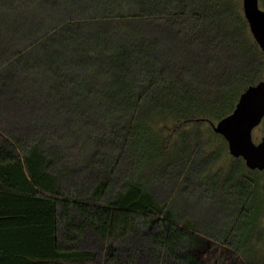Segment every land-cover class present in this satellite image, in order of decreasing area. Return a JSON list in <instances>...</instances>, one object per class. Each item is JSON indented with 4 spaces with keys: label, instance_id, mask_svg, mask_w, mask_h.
Instances as JSON below:
<instances>
[{
    "label": "trees",
    "instance_id": "trees-1",
    "mask_svg": "<svg viewBox=\"0 0 264 264\" xmlns=\"http://www.w3.org/2000/svg\"><path fill=\"white\" fill-rule=\"evenodd\" d=\"M262 79L233 0H0V264H204L202 237L253 264L235 239L264 215L262 171H241L226 237L149 174L211 171L156 124L219 120Z\"/></svg>",
    "mask_w": 264,
    "mask_h": 264
},
{
    "label": "rangeland",
    "instance_id": "rangeland-1",
    "mask_svg": "<svg viewBox=\"0 0 264 264\" xmlns=\"http://www.w3.org/2000/svg\"><path fill=\"white\" fill-rule=\"evenodd\" d=\"M233 1L240 7L245 16L243 0ZM260 5L264 8L262 1H260ZM249 31L251 32L250 26ZM203 119L184 121L180 123L179 129H175V125L167 121H161L156 124V127L157 131L162 134L167 151L175 152L173 149L182 144L183 134L188 135L193 145L201 142L204 146V153L213 155L212 157L215 159L211 166L212 172L204 169L202 158L199 157L187 164V172L183 180L175 177L177 170L173 168L167 169L169 173L173 172L174 174H170V178L166 179L168 171L164 172L163 167L155 165L156 162L152 160L149 163L154 164V166H152L153 171L149 175L153 178L157 189L162 188V186L169 189L174 188L172 201L184 205L186 207L184 212L186 210L187 215L198 218L202 227L205 226L210 230L218 231L219 237H226L232 226L231 215L235 212L236 207L232 203L236 197L235 194L238 192V187L235 189L233 187L241 182V171L254 176H256L257 171L253 173L251 170L254 169L249 168L246 162L242 167L239 166L236 157L229 150L226 138L212 127L210 121L217 122L218 120ZM263 135L264 119L253 130L254 141L259 142ZM172 155L173 152H169L165 156V164L168 163L169 157ZM238 166L240 167L239 170H237ZM260 171L264 173V170ZM213 172L218 173L219 176L214 175ZM263 180L264 175L261 185L264 192ZM259 198L263 200L262 196ZM259 229L264 231V215L260 219V225L254 229V232H251L253 236L251 240H249V234L235 239V244L243 249L253 264H264V233H259ZM199 239L203 241L197 249V254L203 259L204 264H245V260L235 250L227 246H220L212 241H204L203 237Z\"/></svg>",
    "mask_w": 264,
    "mask_h": 264
},
{
    "label": "water",
    "instance_id": "water-1",
    "mask_svg": "<svg viewBox=\"0 0 264 264\" xmlns=\"http://www.w3.org/2000/svg\"><path fill=\"white\" fill-rule=\"evenodd\" d=\"M243 9L250 30L264 53V8L260 0H243ZM263 119L264 79L241 93L231 113L217 122H210L213 129L226 138L233 156L242 157L251 169L264 170V135L259 142L253 139V130Z\"/></svg>",
    "mask_w": 264,
    "mask_h": 264
}]
</instances>
